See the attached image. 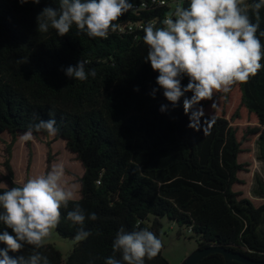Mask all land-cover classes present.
I'll return each instance as SVG.
<instances>
[{"label": "trees", "instance_id": "16d2710c", "mask_svg": "<svg viewBox=\"0 0 264 264\" xmlns=\"http://www.w3.org/2000/svg\"><path fill=\"white\" fill-rule=\"evenodd\" d=\"M182 1L185 8L190 4ZM55 2L21 5L19 0H0V139H9L0 193L21 186L15 180L13 149L22 142L28 125L36 122L34 114L44 120L54 118L59 132L54 137L34 132L27 141L24 182L58 163L61 144L69 160L79 162L84 170L80 197L61 207L56 231L64 239H74L80 226L66 217L79 205L86 214L84 228L92 235L79 242L66 261L58 249L44 245L39 251L48 264H105L121 226L129 232L146 228L161 240L163 218L189 229L200 249L221 248L264 262V204L257 207L243 192L235 191L238 175L246 167L239 157L249 134L259 135L264 155V67L246 83L234 84L228 93L214 91L210 99L185 113V97L173 106L156 83L159 73L145 62L148 46L143 29L110 31L107 39L90 38L75 25L63 37L52 29L38 33L37 15L46 6L56 7ZM168 12L150 7L125 13L115 23L145 27L156 21L161 27ZM261 32L264 9L257 32L264 45ZM23 58L25 63L20 62ZM80 59L88 61L86 71L95 69V78L78 81L65 75L64 69ZM188 82L187 76L181 80L182 86ZM153 89H157L154 98ZM185 96L191 98L192 93ZM244 122L255 126L243 133L237 125ZM92 212L99 217L96 221L87 219ZM5 230L13 234L0 222V234ZM32 251L25 245L9 255L27 257ZM145 264H169L163 243L154 258H145ZM199 264H226V260L215 253Z\"/></svg>", "mask_w": 264, "mask_h": 264}, {"label": "clouds", "instance_id": "9594fccd", "mask_svg": "<svg viewBox=\"0 0 264 264\" xmlns=\"http://www.w3.org/2000/svg\"><path fill=\"white\" fill-rule=\"evenodd\" d=\"M29 2L39 4L40 0H19L21 5ZM55 4L37 15L38 33L52 29L63 37L75 25L78 32L90 38L107 39L110 31L119 28L115 22L135 8L130 0H56ZM261 9L264 0L251 4L246 0H190L186 8L176 3L160 22L161 27L152 23L145 26L143 41L148 52L144 60L159 73L156 83L164 97L173 106L185 97L183 106L188 113L201 100L210 99L214 91L228 93L234 84L246 83L255 76L264 67V45L257 36ZM20 62L25 63L24 58ZM87 63L80 59L75 66L64 69L65 75L78 81L95 78L94 68L86 71ZM184 76L189 78L186 86L181 84ZM156 91L152 90L153 98ZM188 92L191 98L185 96ZM160 110L166 111V106ZM33 119L36 122L28 125L20 137L22 142L32 140L34 132L43 131L53 137L58 134L54 118L44 120L34 114ZM64 175L63 164H54L46 174L0 193V222L13 233L5 230L0 234V243L5 245L0 248V264H48L47 256L39 249L58 225L61 207L67 208L75 197L74 186L65 184ZM66 218L80 226L74 237L77 242L92 235L84 228L86 214L79 205ZM98 218L95 212L87 215L91 221ZM25 245L33 247L27 257L9 255L20 252ZM161 248L162 241L152 231L145 228L129 232L121 226L105 264H145V258L151 260Z\"/></svg>", "mask_w": 264, "mask_h": 264}, {"label": "rangeland", "instance_id": "374dc122", "mask_svg": "<svg viewBox=\"0 0 264 264\" xmlns=\"http://www.w3.org/2000/svg\"><path fill=\"white\" fill-rule=\"evenodd\" d=\"M175 2V0H170ZM206 113V111H202ZM255 124L239 123L238 130L248 133ZM259 135L249 134L246 143L243 146V153L239 157V162L246 165L244 171L240 172L238 177L240 183L236 184L235 191L243 192L245 197L251 199L259 207L264 204V155L258 144ZM9 142L8 137L0 139V185L4 182L7 171L4 163L8 156L5 144ZM57 150L60 156L57 164H63L65 175L63 181L68 187L74 186V199L80 197L79 179L83 176L84 170L79 162L69 160V154L63 144L59 145ZM13 151L16 153V161L13 163L16 169V182L22 185L25 180L26 169L29 159V144L27 142L18 143ZM154 224V219L149 223L150 228ZM159 229L160 238L163 243V256L169 264H182L190 255L198 249V243L194 234L186 227L170 221L168 218L160 220ZM264 228V227H263ZM75 239H64L56 231L52 230L50 236L46 238L45 245H51L58 249L63 260L66 261L78 244Z\"/></svg>", "mask_w": 264, "mask_h": 264}, {"label": "water", "instance_id": "95a60500", "mask_svg": "<svg viewBox=\"0 0 264 264\" xmlns=\"http://www.w3.org/2000/svg\"><path fill=\"white\" fill-rule=\"evenodd\" d=\"M215 253L222 254L225 257L226 264H231L234 261L242 264H264V262L252 260L241 253L216 247H210L205 249L198 248L182 264H199L203 259Z\"/></svg>", "mask_w": 264, "mask_h": 264}, {"label": "built area", "instance_id": "2783aa9c", "mask_svg": "<svg viewBox=\"0 0 264 264\" xmlns=\"http://www.w3.org/2000/svg\"><path fill=\"white\" fill-rule=\"evenodd\" d=\"M135 8L134 10H130V13H138L140 11L147 10L150 7H161V8H168L169 12L174 9V6L176 3H182V0H175V2H171L170 0H164L163 3H161V0H133L131 1ZM168 12V13H169ZM156 26L157 22H153ZM144 28V25L142 23H135V24H128L125 26H119L117 32L118 33H131L134 32L136 29L142 30Z\"/></svg>", "mask_w": 264, "mask_h": 264}]
</instances>
